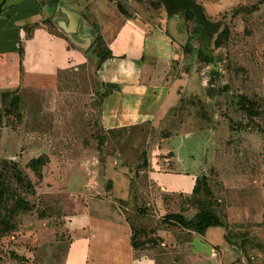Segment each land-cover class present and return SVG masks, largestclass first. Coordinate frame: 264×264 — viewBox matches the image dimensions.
Instances as JSON below:
<instances>
[{"label":"rangeland","instance_id":"374dc122","mask_svg":"<svg viewBox=\"0 0 264 264\" xmlns=\"http://www.w3.org/2000/svg\"><path fill=\"white\" fill-rule=\"evenodd\" d=\"M70 1L80 6L87 3ZM191 1L199 5L210 26L211 57L207 61L198 55L203 42L197 41L193 53L176 62L172 77L182 79L183 91L178 92L180 101L173 116L129 132L98 131L105 135L98 147L94 137L99 99L95 95L96 46L87 56V65L77 72H61L45 83L47 88L21 92L22 99L38 106L46 118L35 125H21L17 133L9 127L14 119L6 117L0 128V179L8 189L0 205V264H61L64 247H56L55 233L62 234L70 218L87 203L98 222L112 221L114 203L134 225L150 230L141 240L157 244L152 251L158 259L171 256L175 260L171 264H217L199 256L197 250L198 254L192 249V257L183 255L190 251L192 238L161 221L160 216L180 208L186 217L191 216L187 197L163 195L149 184L146 169H135L142 153L154 168L171 169L172 149L179 145L175 138L182 134L188 138L181 140L185 153L203 161L197 173L206 176L210 202L225 228L211 229L197 236L195 240L201 241L196 242L206 248L207 242L220 241L225 233L228 264H264V0ZM120 6L131 16L138 15L142 23L168 15L160 0H122ZM97 9L91 13L96 24L110 33L113 26L108 27L105 20H116L115 16L107 14L102 2ZM112 12L120 13L113 5ZM177 20L169 23L168 35L178 41L183 31L192 41L199 37V26H180ZM224 29L227 33L222 35ZM43 152L49 163L38 181L25 164ZM10 161L31 180L32 189L16 182L17 171ZM124 167L132 176V199L126 203L116 199L124 194ZM19 198L29 202L30 212L9 211ZM37 214L48 217L39 219ZM13 225L15 230L9 232ZM162 241L165 246H158ZM184 241L188 243L185 250Z\"/></svg>","mask_w":264,"mask_h":264},{"label":"crops","instance_id":"0c3cea01","mask_svg":"<svg viewBox=\"0 0 264 264\" xmlns=\"http://www.w3.org/2000/svg\"><path fill=\"white\" fill-rule=\"evenodd\" d=\"M58 1L53 6L49 0H0V94L44 89L47 88L45 83L51 82L59 73L77 72L87 65L88 51L98 35L112 57L102 63L97 62L94 70L97 83L95 95L96 92L103 93L107 84L117 87L98 106L97 121L103 130L114 133L138 130L177 113L178 92L183 91L180 89L183 81L172 77V72L178 59L185 56L182 48L189 34L183 31L184 37L178 41L168 35L166 29L173 19H178L180 26L184 25L178 12H169L156 22L142 23L136 14L131 16L128 12H120L116 15L112 12V5L117 7V4H122L120 0H87L81 6L75 1H72L74 4L70 0ZM98 2H102L107 14L115 16L116 20H105L108 27L113 26L110 33L109 28L106 32L96 24L91 14L92 11L98 12ZM169 15L171 19L167 18ZM181 131L179 129V133ZM182 138L188 140L186 134L175 138V144L179 145L172 149L171 169L160 170L150 164L146 168L149 184L157 187L163 195H188L199 177L197 172L203 161L200 159L199 162L197 157L185 153ZM131 184L132 176L124 167V194H119L116 199L124 203L132 199ZM113 205L116 210L112 213L111 222L96 221L95 214L88 210L89 203L70 218L63 230L66 232L64 240L68 241L55 242L56 247L61 244L64 247L61 264H171L175 261L171 256L158 259L153 248L134 250L130 244V225L133 223L118 209L117 204ZM214 228L217 227L208 228L203 236ZM174 229L186 236L188 233V237L192 238L188 252H185L188 243L184 241L183 255L188 253L192 257L193 249L205 260L208 258L217 264L229 263V256L224 251L225 233L222 240L207 242L208 247L204 248L196 242L201 241L199 238L195 240L200 235ZM162 235L164 232L159 233L160 237ZM194 243L196 246L192 247ZM158 246L164 247L165 243L162 241Z\"/></svg>","mask_w":264,"mask_h":264},{"label":"trees","instance_id":"16d2710c","mask_svg":"<svg viewBox=\"0 0 264 264\" xmlns=\"http://www.w3.org/2000/svg\"><path fill=\"white\" fill-rule=\"evenodd\" d=\"M109 1L114 2L116 0H109ZM157 1L159 3V0ZM49 2L53 6H56L59 1L49 0ZM181 9H182L181 10L182 14L180 16L183 20L184 25L194 24V28L198 27L197 16L195 15L194 11L190 9L189 7H181ZM0 11H1V6H0ZM193 31H195V29ZM226 33L227 31L224 29L222 32V35H225ZM92 45L96 46L95 51H94V56L98 59L99 63H102L103 61L110 59L112 57L110 51L107 49V47L105 46L100 36L96 35V37L94 38L92 42ZM182 50L185 56H188L191 53H193V48L190 44V36L188 37V41L183 46ZM19 54L21 57L22 55L21 48H20ZM198 55L202 56L200 52L198 53ZM116 89H117L116 86L107 84L106 90L103 93L99 94L98 92H96V94H98L99 96L97 105L99 106L101 100L111 91H114ZM6 117L14 119V125L9 126V127L17 131V133L19 132L18 130L21 129V125L28 124V123L35 125L37 122L46 118L45 114L42 112V110L38 106L25 102L22 99L21 95L17 93V91L11 92V93L0 94V128L2 127V125H4L3 121ZM95 128H97V131H95L94 137L96 138L98 147L102 146L105 142L104 141L105 135L100 134L98 131L104 132L105 134L114 133V131L103 130L98 125L97 120H96ZM140 157H142V162L141 164L136 166L137 171L141 170L142 168L146 169L148 167V164L144 158V153H142ZM8 163L13 164L14 168L17 171L15 173L16 182L21 183V184L25 182L26 187L28 189L30 188L32 189L33 183H31V180L27 177V175L21 174L20 172L21 169L19 168L18 164L14 161H10ZM48 163H49L48 156L46 154H40L37 157H33L29 159L26 162L25 167L29 171H31L32 175L39 181V180H42L43 168L46 167ZM6 188H7V185L5 184L4 180L0 179V205L4 197V193L8 191V189ZM176 196L177 197H181V196L187 197L193 209V214H191V216L189 217H186L185 211L182 210L183 208H180L178 212L167 213L161 216V221L163 222V224L176 227L179 229H183V230H188L200 236H203L206 230L211 227H220L225 230L223 223L221 222L217 212L215 211V207L210 202V200L212 199V193L207 184L206 176L202 175L195 179L192 190L188 195L179 193V194H176ZM31 209H32L31 205L26 199L19 198L15 200L12 208L9 211L13 213H17L20 211L30 212ZM37 217L39 219H45L48 216H43V215L39 216L37 214ZM15 228H16L15 225H13V227L10 229L9 232H12L13 230H15ZM130 229H131L130 244L134 250L152 249L157 246V244L148 245L146 242H143L141 240V236H145L146 235L145 231L148 230L146 227H141V226L131 224ZM65 234L66 232H63L62 234H59V235L55 233V241L57 242L63 241L65 237V236L63 237V235ZM67 238L69 237L67 236ZM224 239H225V242L228 241L226 240V234L224 235ZM156 242H159V241L156 239Z\"/></svg>","mask_w":264,"mask_h":264},{"label":"flooded vegetation","instance_id":"af4514ba","mask_svg":"<svg viewBox=\"0 0 264 264\" xmlns=\"http://www.w3.org/2000/svg\"><path fill=\"white\" fill-rule=\"evenodd\" d=\"M122 1V0H120ZM173 10L171 12H180L182 9L181 7H184L182 6L181 4V1L180 0H173ZM191 9V8H190ZM193 10V9H192ZM194 11V10H193ZM200 11V9H199ZM126 13V12H125ZM197 25L200 27V32H199V37L198 38H195L193 41L190 39V44L191 46H195L197 47V41L198 42H203L202 45H201V48L199 50V52L202 54V56L205 58V59H208L207 61L210 60V52H209V49H208V43L205 44L206 41L209 40V29H210V26L207 24V22H205L203 20V18L200 20V21H197ZM204 22V23H203ZM191 36V35H190ZM192 47V48H193ZM193 51H194V48H193ZM201 56V55H200ZM205 61V60H204Z\"/></svg>","mask_w":264,"mask_h":264},{"label":"water","instance_id":"95a60500","mask_svg":"<svg viewBox=\"0 0 264 264\" xmlns=\"http://www.w3.org/2000/svg\"><path fill=\"white\" fill-rule=\"evenodd\" d=\"M161 3L163 4L165 11L167 13L171 12L174 8L173 6V0H160ZM182 6L184 7H189L191 9L194 10L195 15L197 16V21H200L202 19V14L199 11V5L196 4L195 2L191 1V0H180ZM117 8L119 9L120 12L125 13V11L123 10V8H121V6L119 4H117ZM74 21V20H73ZM204 23V22H203ZM74 24V22H73ZM208 41L205 42V44H207ZM95 45H93L89 51H88V55L91 54L92 49L94 48Z\"/></svg>","mask_w":264,"mask_h":264}]
</instances>
